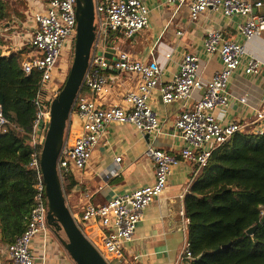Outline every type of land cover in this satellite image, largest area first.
<instances>
[{"label":"built area","instance_id":"obj_1","mask_svg":"<svg viewBox=\"0 0 264 264\" xmlns=\"http://www.w3.org/2000/svg\"><path fill=\"white\" fill-rule=\"evenodd\" d=\"M33 1V10L29 9V13L34 26L27 40L32 51L22 54L20 65L24 74L37 72L40 75L39 89L33 100L36 113L30 132L32 151L29 168L35 174L34 196L25 229L12 244L0 249V264H34L32 246L38 238L42 259L45 257L51 228L46 218L48 207L40 153L45 126L50 121V105L62 82L59 79V60L65 44L70 43L72 49L76 36V0H49L44 4L41 0ZM172 2L174 0H167L169 4ZM28 5L31 7L32 3ZM263 5L264 0H191L189 19L194 22L206 11L220 13L224 17H245L246 20L238 26V33L249 41L264 32V14H253L255 8ZM93 9L94 39L88 66L70 114L81 121V127L71 145L66 138L59 153L57 172L60 180L68 169L83 171L88 166L92 151L110 124H130L141 134H160L157 112L149 102L154 92L159 94L163 105L181 102L185 107L174 123L175 135L183 143L179 155L152 146L145 151V156L154 165L152 185L116 196L103 205L87 203L79 216L73 215L79 226L81 222L91 221L102 229V246L96 248L108 264H132L124 259V247L133 240L144 210L164 191L172 171L181 161H186L195 166L194 177L206 165L215 148L234 134L246 131L245 125L238 122L219 123L214 111L229 106L232 97L227 90L228 83L247 53L245 44L227 38L221 30H209L203 39V49L208 57H219L221 68L203 84L199 57L185 53L178 70L162 82V66L156 60L142 62L132 59L125 52L116 50L115 46L112 58L105 57L107 47L114 43L112 33L131 38L149 27V10L145 4L141 0H93ZM169 57L170 54L165 55L166 59ZM262 67L259 59L247 56L243 72L245 75H259ZM108 70L117 74L109 75ZM124 76L138 80L135 89L124 93L122 104L100 106L94 96L108 93L110 84ZM198 90H202V94L194 100L193 94ZM190 101L193 102L188 105ZM238 101L245 103L246 99L241 97ZM69 123L70 117L67 127ZM252 124L253 134L259 136L264 133V106L255 110ZM11 127L15 125L4 117L0 105V134ZM120 160L121 157H117L115 162ZM194 260L191 245L185 237L174 264H193Z\"/></svg>","mask_w":264,"mask_h":264},{"label":"crops","instance_id":"obj_2","mask_svg":"<svg viewBox=\"0 0 264 264\" xmlns=\"http://www.w3.org/2000/svg\"><path fill=\"white\" fill-rule=\"evenodd\" d=\"M141 1L149 10V27L131 38H123L115 33L116 37L112 35L114 46L132 59L142 62L156 60L162 66V82L167 81L178 70L185 53L199 57L203 84L221 68L219 57H208L203 49V39L209 30H221L227 38L245 44L247 56H253L263 63L259 75H245L243 68L247 56L244 57L228 83L227 90L232 97L229 106L214 111L219 123L238 122L245 125L246 131H251L255 110L264 106V32L260 37L245 41L238 33V26L246 20L245 17H224L220 13L206 11L192 22L189 19L191 0H174L170 4L167 0ZM253 14H264V5L255 8ZM8 31L7 26L0 28V36L4 42L11 39L7 35ZM2 47L7 50L10 46ZM3 54L8 55L10 51ZM167 54H170L169 59L165 58ZM108 74L117 73L108 70ZM137 82L136 78L120 77L110 84L108 93L95 95L94 99L102 107L122 104L124 93L135 89ZM201 94L202 90L194 92L193 99H198ZM241 97L246 99L245 103L238 101ZM149 102L157 112L160 134H149L146 137L147 134H141L130 124H110L92 151L88 166L83 171L72 168L71 178L65 182L67 194H64L66 205L73 215L79 216L87 203L103 205L116 196L152 185L154 165L145 156L147 147L179 155L183 143L175 135L174 123L180 111L185 108L184 105L181 102L163 105L157 92L152 94ZM80 127L81 121L75 116L70 119L67 127L68 145L73 143ZM117 157H121L118 163L115 162ZM194 170L193 164L181 161L169 176L164 191L144 210L133 240L124 247L123 256L128 263H175L185 238L183 196L192 182ZM79 224L91 243L100 248L102 229L91 221ZM37 251L42 254L39 238L32 246L33 255ZM41 254L34 256V264H71L53 245H48L43 259Z\"/></svg>","mask_w":264,"mask_h":264},{"label":"trees","instance_id":"obj_3","mask_svg":"<svg viewBox=\"0 0 264 264\" xmlns=\"http://www.w3.org/2000/svg\"><path fill=\"white\" fill-rule=\"evenodd\" d=\"M11 12L0 0V24L10 20ZM18 17L21 24L25 16L18 12ZM2 45L0 36V105L4 117L18 129L0 134V249L24 231L33 203L30 132L40 85L39 73L26 75L21 70L25 49L4 56ZM71 175L70 168L62 179L65 194ZM263 214L264 133H236L211 152L183 196L193 264H264ZM252 227V235H247Z\"/></svg>","mask_w":264,"mask_h":264},{"label":"water","instance_id":"obj_4","mask_svg":"<svg viewBox=\"0 0 264 264\" xmlns=\"http://www.w3.org/2000/svg\"><path fill=\"white\" fill-rule=\"evenodd\" d=\"M76 36L73 60L63 87L50 105V121L45 126V137L40 153V169L47 198V224L66 240L59 238L65 251L75 264H108L96 246L83 233L65 201L63 184L57 172V159L67 138V123L88 66L90 48L94 39L93 0H76ZM114 37L116 35L112 33ZM115 52L114 43L107 47L109 60ZM149 134L146 135L148 137ZM264 223V214L260 220ZM255 227L246 230L252 235Z\"/></svg>","mask_w":264,"mask_h":264},{"label":"rangeland","instance_id":"obj_5","mask_svg":"<svg viewBox=\"0 0 264 264\" xmlns=\"http://www.w3.org/2000/svg\"><path fill=\"white\" fill-rule=\"evenodd\" d=\"M3 1L7 5V7L12 11L11 13L13 15H12V17H10V20L8 22L5 21L6 23L2 22V24H0L1 25L0 28H4V26L9 27V31L7 32V35H9L11 37V39H8L6 42H4V40L2 39L3 45H6V46L9 45L10 46L9 49H7V50H5L2 47L1 48L2 54L5 53L6 51H10V53H12V52L17 51L16 49L19 50L21 48L25 49L26 52H31L32 50L30 49V47H28L27 40H28V38H30V35H31V32L33 30L34 25L30 20V13L28 11H29V9L33 10L34 1L33 2H32V0H3ZM30 3H32L31 7H29V5H28ZM14 9H16V13L13 12ZM18 12L19 13L21 12L22 15L25 16L22 19L21 24H18V18H19ZM13 36H15V37H13ZM69 49H70V43H66L65 48H64L63 53H62V56L59 60V64H58V66L61 68V71H59L60 72L59 79L62 80V82L58 86L59 91L61 90V88L64 85V82L67 78V75L69 73L70 66H71L72 60H73L74 45H73L72 49H70V50ZM25 51H23V53H21V54H25ZM4 56H9V54L4 55ZM73 117H74V115L72 114L70 116V119H72ZM68 134H69V131L66 128V136H68ZM59 238L66 240V237L62 231L55 233L54 230L51 229V234H49V237H48L47 248H48V245H49V247H50V245H53L58 250V252H61L63 255H65L67 257V259L71 262V264H75L72 261V259L69 257L68 253L65 251V249H64L63 245L61 244ZM0 246H3V245L0 243ZM37 252L35 253V255L36 254L38 255V253H39V255L41 254L40 252H38V253Z\"/></svg>","mask_w":264,"mask_h":264}]
</instances>
